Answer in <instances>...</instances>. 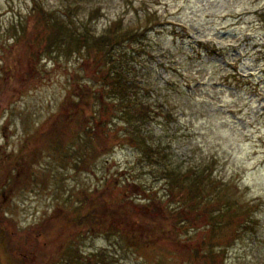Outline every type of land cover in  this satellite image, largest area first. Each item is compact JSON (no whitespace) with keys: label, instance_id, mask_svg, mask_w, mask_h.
I'll list each match as a JSON object with an SVG mask.
<instances>
[{"label":"rangeland","instance_id":"rangeland-1","mask_svg":"<svg viewBox=\"0 0 264 264\" xmlns=\"http://www.w3.org/2000/svg\"><path fill=\"white\" fill-rule=\"evenodd\" d=\"M37 1L49 10L74 4ZM80 3L81 22L98 9L90 22L97 34L120 18L124 27H147L140 42L123 50L139 54L131 62L139 88L147 89L141 95L151 111L150 142L182 171L208 168L204 196L216 197L214 187L241 209L254 206L253 223L238 215L210 230L207 220H194L188 204L167 197L157 166L117 140L125 121L115 108L98 124L99 144L73 131L57 152L52 139L39 138L56 116H71L76 98L69 101L68 91L79 93L97 71L91 60L48 56L35 44L26 54L22 32L12 28L27 25L31 38L39 32L29 16L32 0H0V264H62L74 246L84 258L102 254L107 264H264V0ZM108 135L111 146H101ZM24 146L33 147L34 158L28 169L23 165L27 183L17 187L4 168ZM88 193L107 208L129 209L121 228L138 247L122 233L80 234L66 222L77 197ZM164 205L184 210L174 219L184 226H167L159 236Z\"/></svg>","mask_w":264,"mask_h":264},{"label":"trees","instance_id":"trees-1","mask_svg":"<svg viewBox=\"0 0 264 264\" xmlns=\"http://www.w3.org/2000/svg\"><path fill=\"white\" fill-rule=\"evenodd\" d=\"M78 1L74 0L73 5L68 2L62 9L49 10L44 8L37 0H32L29 16L34 29L39 30V32L31 38L27 33V25L22 26L20 24L19 29L14 26L12 28L17 35L22 32V37L20 38L24 37L23 42L25 43L26 54L30 51L31 44H35L39 47L42 46L44 54L48 56L67 58L78 56V58L91 60L94 70L97 71L89 79V83H84V85L80 86L79 93L75 91V88L68 91L67 98L69 101L76 98L75 102L70 104L72 109L71 116L62 117L61 114L56 116L50 122L51 124L49 123L50 126L47 125L43 131L39 132V138L52 139L50 144H54V149L57 152L62 151L64 144L72 137L73 131L85 133L86 138L95 139L96 144H99L100 141L97 137V134H99L97 130L98 124H105L102 118L108 117L109 120L111 110L115 108L114 112L119 114L117 119L125 121L123 133L118 134V136L114 134L117 140L131 144L140 154V159L151 164V166H157L158 177L164 180L168 186L166 189L167 197L175 198L177 203H182L184 207L187 206L186 212L195 214L194 220H207L211 226L210 230H216L215 226H220L238 215H241L240 217H248L247 219H250V222L253 223L250 210L253 211L254 206L251 205L250 209H241L239 206L234 205L222 192H217L219 189H214V187L213 194L216 197L204 196L205 181L210 175L208 168L200 170L193 168L182 171L167 161V155L163 149L154 146L150 142L146 126L151 118V111L149 105L143 101V96L146 94L147 89L141 91L139 88L138 83L135 81V70L131 62L139 54L138 51L127 52L123 50V46L140 42L147 31V27L142 30L124 27L123 20L120 18L111 21L103 32L97 34L90 27V22L98 12V9L92 10L87 20L81 22L78 20L77 13L81 9L80 2L82 0ZM15 38V40H20L17 37ZM97 87L101 89L98 92ZM143 87L146 88L145 86ZM141 93H144L143 96ZM87 113L89 116L86 115ZM112 115L114 116V114ZM109 124L108 122V126ZM115 136L113 137L116 138ZM110 138L112 137L109 135L107 138H103L104 143L101 146L107 143L108 146H111L109 145ZM33 154V147L22 148L20 153H17L14 157V160L6 165L4 172L8 184L14 183V186L20 187L21 184L27 183L29 176L24 173L23 165L25 168H29L30 161L32 162L34 158ZM82 161L83 163L86 162V160ZM16 174H18L17 177H15ZM127 181L128 184L131 183L129 178ZM211 185L215 186L214 183ZM87 195L89 197L91 194L88 193ZM91 196L94 198V194ZM77 198H79L80 203L73 209L71 216L66 213V222L74 224V227H80V234L85 231L92 234L102 230L111 231L115 234H124V237H121L124 239L127 237L129 244L132 242L130 239L134 238L135 235L131 236L132 234L127 231L124 232V229L121 228V224L125 226L124 224L127 222L125 211L129 210L128 208L126 210L112 209L109 206L107 208L105 206L107 203L102 202L97 195H95L94 199L92 198V201H88L85 194ZM216 198L219 200L218 204L220 206L214 209L216 205L214 200ZM184 204L188 205L185 206ZM164 206L163 217L159 222V236L168 234V231H166L167 226H172L173 228L176 225L179 228L184 226L183 223L179 225V223L174 221L175 218L177 219V217L185 213L184 210L180 211L174 207L168 208L166 205ZM249 227L251 228V226ZM246 228L247 226L241 227V229ZM2 230L0 229V237L4 239L5 232ZM139 234L142 235L141 233ZM154 235L157 236L155 232ZM57 238H59L57 241L63 243L66 240L63 237L61 239L60 237ZM136 238L139 241L141 237L137 235ZM131 245L135 244L131 243ZM135 246L138 247L139 244ZM3 249L8 255V249ZM68 254L66 253L67 257H63V259L65 258V263L63 262L62 264L108 263V260L102 254H91L84 258L80 250L75 246Z\"/></svg>","mask_w":264,"mask_h":264},{"label":"flooded vegetation","instance_id":"flooded-vegetation-1","mask_svg":"<svg viewBox=\"0 0 264 264\" xmlns=\"http://www.w3.org/2000/svg\"><path fill=\"white\" fill-rule=\"evenodd\" d=\"M13 186H14V184H13ZM3 194V193H2Z\"/></svg>","mask_w":264,"mask_h":264}]
</instances>
